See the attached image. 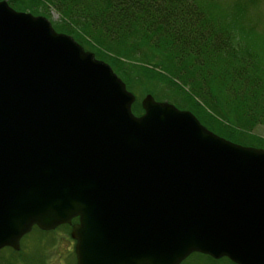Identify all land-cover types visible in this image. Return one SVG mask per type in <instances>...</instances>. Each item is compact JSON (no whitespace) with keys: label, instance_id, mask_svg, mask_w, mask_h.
Wrapping results in <instances>:
<instances>
[{"label":"water","instance_id":"obj_1","mask_svg":"<svg viewBox=\"0 0 264 264\" xmlns=\"http://www.w3.org/2000/svg\"><path fill=\"white\" fill-rule=\"evenodd\" d=\"M135 97L43 16L0 1V248L72 224L77 264H264V150Z\"/></svg>","mask_w":264,"mask_h":264},{"label":"trees","instance_id":"obj_2","mask_svg":"<svg viewBox=\"0 0 264 264\" xmlns=\"http://www.w3.org/2000/svg\"><path fill=\"white\" fill-rule=\"evenodd\" d=\"M6 1L17 12L48 18L56 32L107 63L136 97L133 115L143 114L141 98L156 89V100L189 111L220 137L264 150V136L252 132L264 128V36L244 25L254 0L235 6L218 0ZM192 263L235 264L201 253L181 264ZM0 264L17 263L2 250Z\"/></svg>","mask_w":264,"mask_h":264},{"label":"flooded vegetation","instance_id":"obj_3","mask_svg":"<svg viewBox=\"0 0 264 264\" xmlns=\"http://www.w3.org/2000/svg\"><path fill=\"white\" fill-rule=\"evenodd\" d=\"M76 222L71 220V225L68 223L67 227L59 225L50 229L55 231L52 235L40 232V228L37 230L33 226L29 232L21 236L18 248L5 246L0 248V252L5 251L10 261L17 264H77L76 241L71 237V227ZM34 232L37 233L36 243L25 242L24 239Z\"/></svg>","mask_w":264,"mask_h":264},{"label":"rangeland","instance_id":"obj_4","mask_svg":"<svg viewBox=\"0 0 264 264\" xmlns=\"http://www.w3.org/2000/svg\"><path fill=\"white\" fill-rule=\"evenodd\" d=\"M210 1L213 4H215L217 2V0H210ZM240 1H242V0H218V2L220 4H222V5L228 4V5H233V6H235L236 3H243V2H240ZM254 1H255L254 2V6H251L249 8V15L246 17L247 19L245 20L246 22H244V25L247 26V27L252 28L253 31L259 32L260 34H262L264 36V0H254ZM246 7H247V5H246ZM46 19H48V18H46ZM55 19H56V15L53 13L52 14V20H55ZM243 20H244V18H243ZM48 21L51 23V21L49 19H48ZM93 55H94V53H93ZM94 57H95V55H94ZM158 87H160V85H158L157 88ZM155 92H156V89H152V90L149 89L148 92H146L145 95H143V97L141 98V100L143 98L147 97V96H151L153 98V100L156 101V102H161V103L169 104V105L175 107L171 102H169L167 100H165V101L156 100L153 97V95H154ZM178 110H180V109H178ZM180 111H184V110H180ZM252 132L253 133H256L258 135L264 136V128L263 127L258 126L256 128H254V130ZM36 238H37V233L34 232V233L28 235L24 239V241L27 242V243H29V244H35L36 243ZM192 264H194V263H192Z\"/></svg>","mask_w":264,"mask_h":264}]
</instances>
